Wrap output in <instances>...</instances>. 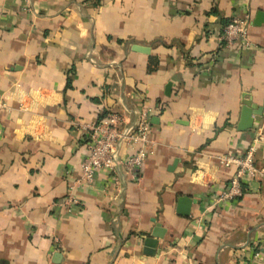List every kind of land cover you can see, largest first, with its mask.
I'll return each instance as SVG.
<instances>
[{
	"label": "crops",
	"instance_id": "0c3cea01",
	"mask_svg": "<svg viewBox=\"0 0 264 264\" xmlns=\"http://www.w3.org/2000/svg\"><path fill=\"white\" fill-rule=\"evenodd\" d=\"M33 7L0 0V264H264V171L220 197L236 172L222 157L254 145L264 170V0ZM246 15L247 42L221 40ZM246 102L259 113L240 130ZM142 104L153 152L140 180L100 170L60 206L87 152L75 123L134 124Z\"/></svg>",
	"mask_w": 264,
	"mask_h": 264
},
{
	"label": "built area",
	"instance_id": "2783aa9c",
	"mask_svg": "<svg viewBox=\"0 0 264 264\" xmlns=\"http://www.w3.org/2000/svg\"><path fill=\"white\" fill-rule=\"evenodd\" d=\"M22 9L33 13V0H20ZM249 16H233L224 25L221 40L228 45L235 41L247 42ZM0 107L5 104L0 100ZM150 108L142 104L137 112L134 124H127L119 112H109L99 122H76L75 124L86 135V155L80 164L79 178L71 181L69 193L61 200L60 206L67 211L79 203L75 188L92 183L95 174L100 170L107 171L117 183L121 170L131 182L141 178L142 167L146 157L153 151L150 149L149 114ZM259 139L262 135H259ZM126 145L130 152L121 154V145ZM254 145L248 147L243 155H228L220 159L224 166H235V175L227 188L221 193L223 199H233L242 195V180L255 179L263 174L254 160Z\"/></svg>",
	"mask_w": 264,
	"mask_h": 264
},
{
	"label": "water",
	"instance_id": "95a60500",
	"mask_svg": "<svg viewBox=\"0 0 264 264\" xmlns=\"http://www.w3.org/2000/svg\"><path fill=\"white\" fill-rule=\"evenodd\" d=\"M261 16H263L262 14H259ZM259 112H255L252 111V109L249 107V103L246 102L245 105L242 107L241 109V114H240V119H239V123H238V129L240 130H245L248 129L252 126L253 123V115L258 114ZM188 202L189 199L186 197H181L179 199V211L181 213H186L187 212V208H188ZM153 236H159L158 232L153 233ZM149 240H153V239H149ZM148 254H152V250H147Z\"/></svg>",
	"mask_w": 264,
	"mask_h": 264
}]
</instances>
